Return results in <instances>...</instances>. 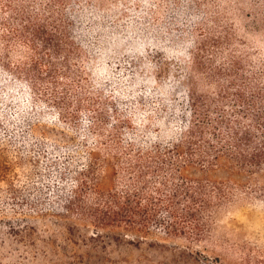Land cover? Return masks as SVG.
<instances>
[{
    "label": "trees",
    "instance_id": "trees-1",
    "mask_svg": "<svg viewBox=\"0 0 264 264\" xmlns=\"http://www.w3.org/2000/svg\"><path fill=\"white\" fill-rule=\"evenodd\" d=\"M48 1L40 10L31 0H0L1 65L15 77L5 90L17 110L0 119V216L50 213L98 229L200 235L210 202L232 187L194 172H264V80L242 74L235 59L225 66L205 56L222 43L217 36L185 45L198 74L184 88H149L125 66L126 76L102 73L92 90L99 95L79 89L72 101L64 93L85 79L73 58L103 44L62 0ZM40 84L52 95V127L68 141L37 136L38 114L20 109V95ZM117 172L121 181L104 189L102 175ZM257 190L262 201L264 186Z\"/></svg>",
    "mask_w": 264,
    "mask_h": 264
},
{
    "label": "rangeland",
    "instance_id": "rangeland-1",
    "mask_svg": "<svg viewBox=\"0 0 264 264\" xmlns=\"http://www.w3.org/2000/svg\"><path fill=\"white\" fill-rule=\"evenodd\" d=\"M31 1L40 10L49 2ZM61 6L78 14L93 43L103 44L89 53L82 48L73 58L85 71V79H75L74 91L71 87L64 93L70 100L79 89L99 95L103 89L95 94L92 90L102 73L126 76L125 66L149 88H184L188 77L198 74L191 68L185 45H199L217 36L222 43L205 56L224 61L225 66L235 59L242 74H257L264 80V0H62ZM2 59L0 55V119L7 120L17 113L10 100L14 94L5 90L15 77L3 68ZM10 59L13 62L14 53ZM42 89L43 85H35L30 95H20V109L28 115L38 114L37 136L68 141L69 134L52 127L57 122L55 108L47 104L52 95ZM105 175L100 180L104 189L122 179L119 172ZM193 175L223 180L232 187L225 199L210 202L200 235L98 229L88 219H64L50 213L0 216V264H264V198H254L264 186V172L214 168Z\"/></svg>",
    "mask_w": 264,
    "mask_h": 264
}]
</instances>
